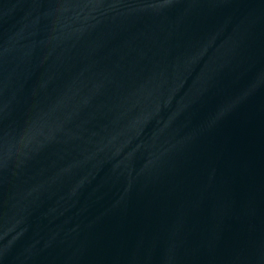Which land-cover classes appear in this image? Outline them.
I'll return each instance as SVG.
<instances>
[{
	"label": "water",
	"instance_id": "95a60500",
	"mask_svg": "<svg viewBox=\"0 0 264 264\" xmlns=\"http://www.w3.org/2000/svg\"><path fill=\"white\" fill-rule=\"evenodd\" d=\"M0 264H264V0H0Z\"/></svg>",
	"mask_w": 264,
	"mask_h": 264
}]
</instances>
